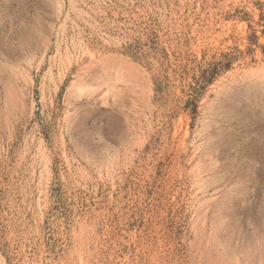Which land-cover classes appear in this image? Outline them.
Returning a JSON list of instances; mask_svg holds the SVG:
<instances>
[{
	"label": "rangeland",
	"instance_id": "rangeland-1",
	"mask_svg": "<svg viewBox=\"0 0 264 264\" xmlns=\"http://www.w3.org/2000/svg\"><path fill=\"white\" fill-rule=\"evenodd\" d=\"M0 264H264V0H0Z\"/></svg>",
	"mask_w": 264,
	"mask_h": 264
},
{
	"label": "trees",
	"instance_id": "trees-1",
	"mask_svg": "<svg viewBox=\"0 0 264 264\" xmlns=\"http://www.w3.org/2000/svg\"><path fill=\"white\" fill-rule=\"evenodd\" d=\"M218 64H210L209 68L205 69V70H200V75H201V79L202 81L207 85L209 83H211L216 76L218 75ZM204 89L203 87H199L198 89H194L196 92L200 91ZM197 101V100H196ZM196 107V104H195Z\"/></svg>",
	"mask_w": 264,
	"mask_h": 264
}]
</instances>
